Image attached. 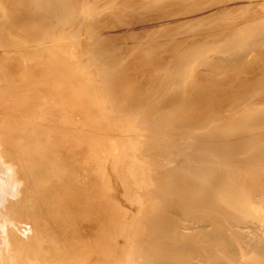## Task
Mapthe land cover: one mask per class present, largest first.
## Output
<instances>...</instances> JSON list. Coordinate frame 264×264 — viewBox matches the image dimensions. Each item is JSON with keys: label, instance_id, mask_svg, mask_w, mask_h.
<instances>
[{"label": "bare ground", "instance_id": "bare-ground-1", "mask_svg": "<svg viewBox=\"0 0 264 264\" xmlns=\"http://www.w3.org/2000/svg\"><path fill=\"white\" fill-rule=\"evenodd\" d=\"M0 264H264V0H0Z\"/></svg>", "mask_w": 264, "mask_h": 264}, {"label": "rangeland", "instance_id": "rangeland-1", "mask_svg": "<svg viewBox=\"0 0 264 264\" xmlns=\"http://www.w3.org/2000/svg\"><path fill=\"white\" fill-rule=\"evenodd\" d=\"M176 8H177V5L171 4V5H169L164 11H160V10H157V9H156V10L154 9V10L149 11V12L147 11V13H144V14H143L144 17L141 15L142 19L144 18V19H143V20H144V21H143L144 24H142V23L140 24V22H138V23L135 24L136 26H135L134 24L129 25L130 27H129V26H127V27L120 26V27L115 31V33H118V34H120V33H124V30H126V29L129 30L130 28L133 29V30H134V29H135V30H136V29H137V30H142V28H143L144 26H145V27L143 28V30H144V29H147L148 26H149V24H150V26H153L154 23H156V22H153V20H154L153 17L155 18L156 16H161V15H163V13H166V12L169 13V12H171V11H174ZM179 15H180V14H179ZM179 15H176V17H173V18H172L173 20H171L170 22H166V23H167L166 25H168V24H172V25H173V23L175 24L176 22H182V21H185V20H187V16H188V19L191 18L192 16H193V17H196V14H193V15H192V14H189V15H188V14H186V15H185V14H182L181 16H179ZM183 15H185V16H183ZM198 15H199V14H198ZM182 16H183V17H182ZM146 19H148V20H146ZM149 19H150V20H149ZM151 19H152V20H151ZM179 19H180V20H179ZM145 21H148V22L146 23ZM149 21H150V23H149ZM151 21H152V23H151ZM141 22H142V21H141ZM139 24L142 26V28H141V26H139ZM147 24H148V25H147ZM131 26H132L133 28H132ZM121 27H122V28H121ZM146 27H147V28H146ZM124 28H125V29H124ZM131 29H130V30H131ZM125 41H126V43H128L127 39H126Z\"/></svg>", "mask_w": 264, "mask_h": 264}]
</instances>
